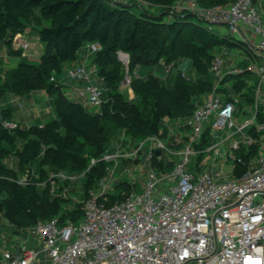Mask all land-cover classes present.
Returning <instances> with one entry per match:
<instances>
[{
    "label": "trees",
    "instance_id": "1",
    "mask_svg": "<svg viewBox=\"0 0 264 264\" xmlns=\"http://www.w3.org/2000/svg\"><path fill=\"white\" fill-rule=\"evenodd\" d=\"M147 1L150 4L145 7L134 1L120 4L110 0H0V44L5 43L11 52L20 53L12 47L13 38L31 25L45 47L39 61L23 58L10 71L9 87L16 93L44 87L54 97L57 111V117L43 126L8 129L0 122V215L19 223L27 220L29 224L58 216L63 224L67 217L78 222L84 213L83 204L71 211L65 209L66 201L53 196L47 186L39 188L34 177L18 182V170L4 162L5 156H18L21 171L27 166L39 168L42 180L50 172L80 175L85 172L84 201L89 190L96 189L105 176L110 162L103 156L119 132L125 130L141 140L148 136L163 137L168 132L166 117L190 116L197 99L212 90L209 72L214 57L212 49L221 40L231 43V39H220L203 23L190 20L191 13H175L171 17L170 10L177 0ZM199 2L210 7L230 0ZM152 4L159 10L158 14L152 12ZM133 6L138 9L135 16ZM94 42L101 44L93 61L106 85L102 112L84 107L66 96L60 83L51 81L53 73H62L65 63L77 58L81 47ZM119 50L129 55L133 99L121 91L126 67L118 58ZM184 56L197 67L198 75L194 79L185 77L179 69L175 84L170 87L155 73L145 77L135 75L139 65L162 62V66L176 67L177 60ZM8 114L10 109L3 110L4 117ZM19 138H23V145L18 146ZM45 166L48 168L44 169ZM172 167L173 163L167 164L166 169ZM118 188L117 194L106 195V204L121 200L125 193L141 190L124 181Z\"/></svg>",
    "mask_w": 264,
    "mask_h": 264
},
{
    "label": "built area",
    "instance_id": "2",
    "mask_svg": "<svg viewBox=\"0 0 264 264\" xmlns=\"http://www.w3.org/2000/svg\"><path fill=\"white\" fill-rule=\"evenodd\" d=\"M110 1L120 4L134 1L145 7L150 4L147 0ZM170 13L171 17L175 13L196 15L208 30L214 24H227L228 34L238 37L236 42L247 45L255 56H264V20L252 0H230L210 7L201 5L199 0H177ZM245 29L253 30L258 39L253 40ZM88 45L96 51L101 48L99 42ZM125 56L129 62V55ZM222 63L221 56L214 55L212 71L218 78L223 75ZM245 71L264 75V63L255 60L230 73L238 75ZM63 72L89 80L84 66ZM51 80L59 84L55 73ZM123 82L130 86L132 78L128 73ZM78 93H87L91 105L100 109L105 103L103 89L97 84L79 87ZM235 110L234 102H222L213 95L197 104L190 119L193 140L201 136L210 121L220 130L249 128L252 119L238 123ZM3 125L8 129L18 126L7 120ZM258 128L264 132V123ZM154 141L157 147L176 157L169 172L160 174L151 168L141 190L125 193L121 200L110 205L105 203L107 182L102 178L83 201L81 221L61 224L59 217L54 216L37 223L36 230L51 257L49 264H264V153L243 175L217 181L208 170L197 172L190 168L189 146L173 150L156 136L146 137L141 145ZM238 147L239 143L234 142L232 148ZM136 149L134 154L141 150L140 144ZM127 155L119 151L105 154L103 159L117 161ZM233 158L241 161L234 155ZM166 180H172L173 184L159 191V185ZM36 258V251L25 247L21 257L5 252L0 264H33Z\"/></svg>",
    "mask_w": 264,
    "mask_h": 264
},
{
    "label": "crops",
    "instance_id": "3",
    "mask_svg": "<svg viewBox=\"0 0 264 264\" xmlns=\"http://www.w3.org/2000/svg\"><path fill=\"white\" fill-rule=\"evenodd\" d=\"M255 5L258 9L259 14L262 16L264 20V0H255ZM227 24H214L212 25V29L210 30L220 39H224V37H228L231 39V43L226 40H221V42H227L228 45H240L241 42H236L238 37H233L228 34V29L226 28ZM207 28V25L204 24ZM246 34L252 37L253 40L258 39V35L251 30L245 29ZM89 44V43H88ZM88 44H85L87 47H84L78 51L77 58L75 60H71L65 63L64 70L67 68H76L79 66H84L87 71L89 72V79L91 76L92 71L98 72L97 65L93 61L94 54L96 50H93ZM13 49L19 51L20 53L11 52L10 49L6 46L5 43L0 44V100L3 99V95L6 92L12 91L9 87L11 82L10 71L17 67L22 59H26L29 62H37L40 60L42 54L45 51L44 43L41 41L40 35L37 31L33 29L31 25H29L25 31L17 33L13 38ZM223 46H219V43L213 48V50L217 49L219 51ZM82 50V51H81ZM214 51V55H220L223 59L222 65V76L221 78L216 77V75L212 71V61L209 65V72L212 76L213 88L211 91L206 92L205 95L197 99L196 104L203 102L209 96H219L222 102L232 101L235 103L236 110H235V117L238 123H242L245 119H252V124L249 128L239 131L236 129H216L212 126L211 121L206 124L204 127L202 134L199 138L193 140L192 137V128L190 125L191 115L184 117V118H174L169 119L165 118L164 123L167 128L171 127L170 130L163 137H158L165 145L171 147L173 150H180L184 149L189 146L191 149L190 157H191V164L190 168L194 171L200 172L203 170H208L213 177L217 181H226L221 180L220 177L224 175L225 171H223V166L226 165L230 167L232 172V177L229 179H233L239 177L246 173L250 168L255 166L258 163L259 157L264 153V132L261 131L258 127L260 124L264 123V75L258 72H250L245 71L242 74L234 75L231 74L230 71L236 67H246L252 61H259L264 63V56H255L250 49L247 47L241 49L237 52V54H233L235 57H238L236 61L225 57V53ZM227 53L228 50L226 49ZM245 54H244V53ZM226 55L228 56V54ZM127 54V53H126ZM138 67V66H137ZM135 71V75L139 76H147L145 74L146 67L145 65H139V69ZM166 69L175 68V77L176 72L179 70L178 65L174 67V65H169L165 67ZM63 70V71H64ZM181 70V69H180ZM185 77H192L193 79L197 77L198 70L195 66L196 76H189L181 70ZM129 72L128 67H126V74ZM129 74V73H128ZM56 78L61 85L62 91L65 93L66 96L80 102L83 105V102L86 103L83 105L84 107L88 108L93 112H101V109L91 105L89 102L87 93L80 94L78 93L79 87H85L86 84L90 83L87 80H80L77 78H73L70 76L64 75V72L56 74ZM238 83V84H237ZM170 87H173L175 82L169 81L167 83ZM98 85V84H97ZM127 85L121 86V91L126 92L127 97L129 99L135 98V91L130 86L128 89H124ZM4 89V90H1ZM24 95L29 96V98H36V95L40 96L39 93H43L44 97L51 96L48 90L44 87H40L37 89H30L28 91L22 92ZM17 93V94H22ZM28 98V99H29ZM107 95L105 91H103V99L106 100ZM0 104V122L4 121H12L17 123L19 127L21 126L13 117V113L10 110V114L3 116V110L9 108H3V105L6 102H2ZM57 117V111L55 115L51 119H45L43 121H39L37 124L29 122V124L24 126L27 128L31 125H39L43 126L52 119ZM122 137L121 140L118 139ZM166 137L168 142L166 141ZM249 139H252L250 141ZM144 140V139H142ZM139 138L131 136L122 130L117 134V136L112 141L110 148L105 152V154H115L119 151H125L128 157L125 158V162L132 161L131 164L137 163V160L134 159V151L136 147L139 145L137 141H142ZM234 142L239 143V147L237 149H233L232 145ZM20 144V143H19ZM157 147V142L154 141L149 143L148 150L149 155L147 159L149 160V171L146 173V180L148 179V174L151 168H155L160 174H166L168 169H166L167 164H171L175 160L174 157L166 159L164 156V150L161 149V153L159 155L156 154L154 149ZM153 152V156L150 158V154ZM104 154V155H105ZM9 154L4 157H9ZM173 155V154H172ZM233 155L240 158L241 161L233 160ZM110 165L107 167L106 174L103 177L104 181L107 182V191L110 185H113V178L115 169L118 166L117 161H109ZM114 162V163H113ZM6 163V162H5ZM115 164L116 167L111 172L112 164ZM7 164V163H6ZM9 166V164H7ZM127 165H130L127 163ZM161 165L163 168H161ZM221 167V171L218 172L213 171V167ZM11 167V166H10ZM21 165H19L18 172V182L26 177H34L36 178V184L39 188L49 187L51 193H53L57 189L64 188L69 193L68 187L70 184L73 183V180L80 177L85 176L83 174L77 173H69L65 171L59 172H50L49 176L44 180L41 179V171L37 167H30L27 166L24 170L21 171ZM13 168H15L13 166ZM48 168L47 166L44 169ZM166 169V170H165ZM42 170V169H41ZM27 171V172H26ZM26 172V173H25ZM143 173V172H142ZM141 173V174H142ZM30 174V175H29ZM121 177L124 182L130 183L128 180H125L124 176ZM133 179L136 176L133 175ZM227 179V180H229ZM83 181V182H84ZM120 181V182H122ZM119 182V183H120ZM131 184V183H130ZM145 184V183H144ZM143 184V186H144ZM137 185V182L132 184ZM136 188V186H134ZM142 187V186H141ZM109 193V192H108ZM78 197L79 195H83V189L77 192L76 194ZM74 197V195H72ZM108 199V197H107ZM79 201L72 199V201H68L64 203V208L71 211L75 206H79ZM84 218V213H82L81 221ZM40 220L36 223L29 224L27 220L21 221L19 223L17 221L8 220L9 226H1L0 225V257L5 252H10L15 257H21L23 255V248H28L36 251L37 258L33 264H49L51 262V257L49 255L48 250L44 245V241L42 237L36 230V225ZM71 221L70 217H67L63 224ZM78 221V222H79ZM61 222V221H60Z\"/></svg>",
    "mask_w": 264,
    "mask_h": 264
},
{
    "label": "rangeland",
    "instance_id": "4",
    "mask_svg": "<svg viewBox=\"0 0 264 264\" xmlns=\"http://www.w3.org/2000/svg\"><path fill=\"white\" fill-rule=\"evenodd\" d=\"M150 8H151L153 13H155V14L159 13V10L156 8V6L154 4H152ZM132 11H133L132 14L135 16L136 13L138 12V9L136 8V6L132 7ZM189 19L193 20V21H199L202 23V21L199 19V17H197L196 15H193V14L190 15ZM226 28L227 29L229 28L228 25H226ZM220 45L223 47L219 51H217V49H215V50L212 49V52H214V51L223 52V53H225V57H228L234 61H236V59L238 57H235L233 54H235V53L237 54V52L240 50V48L243 49V48L247 47V45H244V43H240V45L230 46L225 41L220 42L219 46ZM84 47H87V46L84 45L80 49H82ZM226 49L228 50V53H227ZM226 53L228 54V56L226 55ZM125 54H124V52H121L119 50L118 51V58L122 62L123 67H128V60L125 59V57H126ZM177 61H178V68L179 69L184 70V72H186V74H188L189 76H196L195 75L196 74L195 64L193 63V61L190 58L184 56V57H181L180 59H178ZM161 63L162 62H160L159 64L145 65V67H146V70H145L146 73L145 74H149L150 72H152V73H155L156 75H158L166 83H169V81H173V83H174L175 82V71H176V69L175 68L166 69L165 67H167V65L162 66ZM137 69L140 70L139 66L137 67ZM51 81H53V80H51ZM87 82L98 84V86H100L103 89V91L106 92V85H105L104 79L97 72L92 71L90 79ZM124 87H125L124 89H128V87H130V86H124ZM124 93L127 96L126 92H124ZM39 94H40V96H38V94H37L36 98L32 99V98H29V96L24 95L23 93L17 94L16 92H13V91L6 92L5 94H2L3 99L0 100V104L2 105L3 104L2 102H6V104L3 105V108H9L11 110V112L13 113L14 119L21 126H23L22 128H24V126L25 125L27 126L30 121H31V123L37 124L40 120L43 121L45 119H51L55 115L56 108H55L54 97L48 96L46 98L43 96V93L42 94L39 93ZM85 104L86 103L83 102V105H85ZM170 128L171 127H169L168 129L170 130ZM167 138L168 137H166V141L168 142L169 139H167ZM121 139H122V137H119L118 142ZM17 142H18V144L20 143L18 146L23 145V142H24L23 138H19V140ZM137 142L141 146V150L139 152H135V154H133L134 157H136L134 159L137 160V163H135L133 165V164H131L132 161L125 162V158H123V156L118 158V166L115 169L114 178H113V185H110L107 192H109L111 194H117L118 193V191H119L118 185H119V182L123 180L121 178V177H123L122 176L123 174H125V176H124L125 180H128L131 184L135 183V181L137 182V185H134V186H136V189L139 190L143 187V184L145 183V180H146V173L149 171V165H150L149 160L147 159V157L149 155V153H148L149 152V150H148L149 142H145L142 145H141L142 141H137ZM180 150H182V149H180ZM172 154L173 153L169 152L167 149L164 150V156L166 159L174 157V154L173 155ZM5 162L7 164H9V166H11V167L14 166L15 169L19 170L20 161H19L18 156L10 155L9 157L5 158ZM127 163L130 165H127ZM111 166H112V168H111V172H112L113 169L116 167V165L112 164ZM221 167L222 166L213 167L214 168L213 171L214 172H218V170L221 171L222 170ZM223 171H225V173H224V175H222V177H220L221 180H227L233 176L229 165L228 166L226 165V167L223 166ZM133 175L136 176L135 179L132 178ZM28 178H30V177L28 176ZM30 179H32V178H30ZM43 180L45 182L48 179H46V180L43 179ZM83 181H84V177L83 178L78 177V178L73 180V183L70 184L68 187L69 193L71 195H69L67 190H65L64 188L55 190L52 193V195L56 196V197H62L66 202H68V201L71 202L72 199H74L76 201V199H77V201H79L80 204H83V201H82L83 195H79V197L76 195L77 192H79L80 190L83 189V183H84ZM172 184H173L172 180L163 181L162 184L159 185V191L160 190L161 191L167 190ZM72 195H74V197H72ZM8 220H9L8 217L3 216L2 214L0 215V225L1 226H4V227H5V225L9 226ZM189 264H196V263L193 262V263H189Z\"/></svg>",
    "mask_w": 264,
    "mask_h": 264
},
{
    "label": "water",
    "instance_id": "5",
    "mask_svg": "<svg viewBox=\"0 0 264 264\" xmlns=\"http://www.w3.org/2000/svg\"><path fill=\"white\" fill-rule=\"evenodd\" d=\"M154 151L156 152L157 155H159L161 153V148L160 147H156L154 149Z\"/></svg>",
    "mask_w": 264,
    "mask_h": 264
}]
</instances>
